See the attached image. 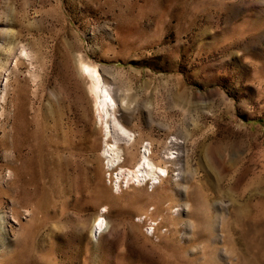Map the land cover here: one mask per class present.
<instances>
[{"label": "rangeland", "instance_id": "rangeland-1", "mask_svg": "<svg viewBox=\"0 0 264 264\" xmlns=\"http://www.w3.org/2000/svg\"><path fill=\"white\" fill-rule=\"evenodd\" d=\"M13 42L0 264H264V0H0V70ZM81 59L132 135L113 164ZM146 147L174 159L138 185Z\"/></svg>", "mask_w": 264, "mask_h": 264}, {"label": "bare ground", "instance_id": "bare-ground-1", "mask_svg": "<svg viewBox=\"0 0 264 264\" xmlns=\"http://www.w3.org/2000/svg\"><path fill=\"white\" fill-rule=\"evenodd\" d=\"M16 44L17 43L13 42V44H11L8 48V55H6L8 57L7 61H5L6 64L4 66V69L0 70L2 71L0 72V76H2L0 99L2 102L5 101L8 92L10 72L8 73L7 71L9 70L8 66L10 62L13 61L15 64H17V62L22 59L29 60L30 62H33L34 60V53L32 54L30 49H28L24 45L21 46L18 44L20 46L19 47ZM79 70L81 75L87 80V87L89 94L92 97L96 120L99 122V124H101L100 126H102V132L105 136L103 151L104 153H109V156L107 155L109 160L108 162L110 164H113L120 157V153L122 150L120 141H124L125 144L129 143L132 141V135H130V133H128L126 129L123 128L120 121L113 116L115 99L112 93V89L110 88L111 86H109V84L99 74L97 66L89 62H85L81 59L79 60ZM31 79H36L34 70H32ZM108 138H110L109 142L111 144H108ZM149 150L150 148L146 147L145 151L143 152V154H141L137 163L132 167L131 171H124L120 174L138 185H144L148 177L153 184L156 180L163 181L164 178H166V176L168 175L169 171L168 166L165 164L171 160L173 161V153H168V160H162L164 165H160L153 161L149 154ZM1 217L4 218V215H1ZM4 221L5 220L3 219V222ZM104 223V219L100 216L94 219L92 224V233L94 234V237L101 234ZM194 226L195 225L192 224V232L194 231Z\"/></svg>", "mask_w": 264, "mask_h": 264}]
</instances>
